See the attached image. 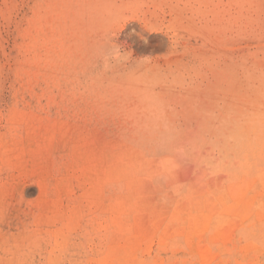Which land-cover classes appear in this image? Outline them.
I'll return each mask as SVG.
<instances>
[{
    "label": "rangeland",
    "instance_id": "374dc122",
    "mask_svg": "<svg viewBox=\"0 0 264 264\" xmlns=\"http://www.w3.org/2000/svg\"><path fill=\"white\" fill-rule=\"evenodd\" d=\"M0 264H264V0H0Z\"/></svg>",
    "mask_w": 264,
    "mask_h": 264
},
{
    "label": "bare ground",
    "instance_id": "6f19581e",
    "mask_svg": "<svg viewBox=\"0 0 264 264\" xmlns=\"http://www.w3.org/2000/svg\"><path fill=\"white\" fill-rule=\"evenodd\" d=\"M234 187H235V186H234ZM246 187H247V186H246ZM237 188H238V185H237ZM233 190H234V189H233ZM236 190H237V189H236ZM242 191H243V190H242ZM234 192H236V191L234 190ZM234 192H233V193H234ZM232 196H233V195H232ZM236 196H237V194H236ZM212 198H213V197H212ZM221 198H222V197H221ZM245 198H246V196H245ZM241 199H242V198H241ZM243 199H244V198H243ZM212 200H213V199H212ZM212 200H211V201H212ZM223 200H224V199H223ZM250 200H251V199H250ZM222 202H223V201H221V203H222ZM243 202H245V201H243ZM249 202H250V201H249ZM202 203H203V202H202ZM202 203H201V204H202ZM219 203H220V202H219ZM245 203H246V202H245ZM224 204H225V203H224ZM228 204H229V203H228ZM235 204L238 205V204H240V203H239L237 200H236V201L234 200V201L232 202V204H231V205L229 204V206H227V208H226V209H227V212H228L229 214H231V215H232V212H233L235 209L238 208L237 206H235ZM242 204H243V203H242ZM211 205H213L212 202H211ZM244 205H247V203L244 204ZM221 206H222V205H221ZM224 206H225V205H224ZM247 206H248V205H247ZM249 206H250V205H249ZM236 207H237V208H236ZM212 208H213V207H212ZM215 208L221 210L219 204H216ZM239 208H240V206H239ZM244 208H245V207H244ZM223 209H224V208H223ZM224 210H225V209H224ZM224 210H223V213H224ZM225 211H226V210H225ZM239 211H241V210H239ZM239 211H238V212H239ZM248 211H250V210H248ZM225 213H226V212H225ZM234 220H235V219H234Z\"/></svg>",
    "mask_w": 264,
    "mask_h": 264
}]
</instances>
